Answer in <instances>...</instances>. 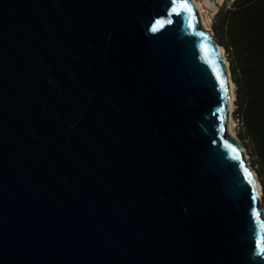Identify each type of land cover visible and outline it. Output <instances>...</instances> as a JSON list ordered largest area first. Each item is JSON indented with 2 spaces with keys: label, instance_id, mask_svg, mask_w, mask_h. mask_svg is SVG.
Returning a JSON list of instances; mask_svg holds the SVG:
<instances>
[{
  "label": "water",
  "instance_id": "1",
  "mask_svg": "<svg viewBox=\"0 0 264 264\" xmlns=\"http://www.w3.org/2000/svg\"><path fill=\"white\" fill-rule=\"evenodd\" d=\"M190 3L0 0V264H264L227 67Z\"/></svg>",
  "mask_w": 264,
  "mask_h": 264
},
{
  "label": "trees",
  "instance_id": "2",
  "mask_svg": "<svg viewBox=\"0 0 264 264\" xmlns=\"http://www.w3.org/2000/svg\"><path fill=\"white\" fill-rule=\"evenodd\" d=\"M226 1L216 14L215 35L237 85L241 137L249 141L264 184V0Z\"/></svg>",
  "mask_w": 264,
  "mask_h": 264
},
{
  "label": "rangeland",
  "instance_id": "3",
  "mask_svg": "<svg viewBox=\"0 0 264 264\" xmlns=\"http://www.w3.org/2000/svg\"><path fill=\"white\" fill-rule=\"evenodd\" d=\"M196 1L200 4V6L202 8L203 17L206 19V21L209 25V28L213 34V37L215 38L216 33L214 30V23H215L216 14L226 0H196ZM226 2L230 3V0H227ZM215 40H217V42L219 43L217 37L215 38ZM219 45H221V44L219 43ZM221 46H223V45H221ZM224 49H225V47H224ZM225 56H226L228 63H230L229 56H228L226 49H225ZM230 70H231V67H230ZM232 79H233V76H232ZM234 84H235V94H236L235 109L233 111L234 131H235V134L238 138L240 145L244 149V153L247 157V163H248L249 167H251V169L256 173L257 179L261 183L262 190H263V194L261 195V197H262L261 205H262L263 210H264V184L262 183L259 168H258L257 164L255 163L254 156L251 153L249 141H248V139H246V138L243 139L241 137L242 132H243V123H242V119H241V116L239 113V105L237 102V85L235 82H234ZM263 216H264V213H263Z\"/></svg>",
  "mask_w": 264,
  "mask_h": 264
},
{
  "label": "bare ground",
  "instance_id": "4",
  "mask_svg": "<svg viewBox=\"0 0 264 264\" xmlns=\"http://www.w3.org/2000/svg\"><path fill=\"white\" fill-rule=\"evenodd\" d=\"M193 2L195 3V5L197 7L198 13L200 14V20H201V24H202L203 28L210 33V36L212 37L213 42H214L215 46L217 47V49L219 51V54L222 57L225 65L227 67V73H228V76H229V84H230L231 94H232L231 112H230V116H229V120H228L227 130L229 131V133L231 135L237 137L236 134H235V131H234V119H233V111L235 109V100H236L235 84H234V81H233L232 76H231V70H230V67H229V63H228V61L226 59V56H225V49H224L223 46L219 45L217 40H215V38L213 37V34H212V32H211V30L209 28V25H208L207 21L203 17L202 8H201L200 4L196 0H193ZM245 157H246V155H245ZM255 175H256V173H255ZM258 186H259V192H260V196H261L263 194V190H262V186H261V183L259 182V180H258ZM261 200H262V197H261Z\"/></svg>",
  "mask_w": 264,
  "mask_h": 264
},
{
  "label": "snow or ice",
  "instance_id": "5",
  "mask_svg": "<svg viewBox=\"0 0 264 264\" xmlns=\"http://www.w3.org/2000/svg\"><path fill=\"white\" fill-rule=\"evenodd\" d=\"M172 3L174 5H178L180 11H186L190 14L192 13L193 5H191L190 0H172ZM176 14L179 15V11H177ZM168 23H171V21H168ZM157 24L160 25V27L164 26L163 21H157ZM152 30L158 31L159 29L154 27ZM258 246H260V245H258ZM262 251H264V248H262Z\"/></svg>",
  "mask_w": 264,
  "mask_h": 264
}]
</instances>
